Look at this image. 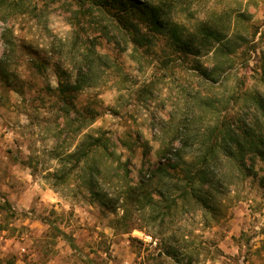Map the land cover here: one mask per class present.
Segmentation results:
<instances>
[{"label": "rangeland", "instance_id": "obj_1", "mask_svg": "<svg viewBox=\"0 0 264 264\" xmlns=\"http://www.w3.org/2000/svg\"><path fill=\"white\" fill-rule=\"evenodd\" d=\"M24 2L26 12L0 23V264H264V161L248 173L222 160L209 207L184 196L178 174L165 179L175 188L166 207L153 174L167 148H182L183 131L238 111L241 83L263 91L264 0H201L195 17H173L186 38L212 14L225 18L234 63L213 79L204 72L218 62L215 48L196 55L159 34L149 46L125 45L76 0ZM89 50L105 62L78 89ZM86 135L115 151L92 186L69 157Z\"/></svg>", "mask_w": 264, "mask_h": 264}, {"label": "trees", "instance_id": "obj_2", "mask_svg": "<svg viewBox=\"0 0 264 264\" xmlns=\"http://www.w3.org/2000/svg\"><path fill=\"white\" fill-rule=\"evenodd\" d=\"M24 1L0 0V23L7 22L10 15L26 12L27 5ZM76 1L82 12L81 15L92 17L97 30L106 35L110 41L116 42L122 37L125 45L143 47L151 45L152 38H155L156 34L164 35L170 46L190 53L194 52L196 55L215 48L213 56L218 62L212 69L204 72L209 79L227 73L233 67L234 59L229 53L233 51L234 41L227 39L228 25L223 15L212 14L211 20L200 22L196 33L188 38L184 36L182 26L174 21L175 15L195 17L192 11L193 5L201 0ZM3 36L4 39L6 38V44L11 46L5 33ZM95 53L89 50L84 54L83 62L86 65L79 67L76 88L90 86V82L94 80L96 66L105 62L103 57L95 56ZM260 69L262 92L248 89L245 82L241 83V87H237L238 111L226 121L204 131L188 128L181 134V149L173 147L166 149L165 156L169 157L168 163L160 164L153 173L161 174L165 185L167 183L165 179L178 174L179 181L183 184L180 188L184 196L190 195L200 206L209 207L212 194L220 191L222 181L225 180L222 168L225 164L222 160L229 165L237 163L243 172L248 173L254 170L255 158L264 161V60ZM110 144V140L105 136L86 135L77 151L69 155L75 160V166H86L90 175L86 178L88 186H92L93 174L101 175L103 171L101 162L112 159L115 154ZM186 149L189 157L185 155ZM170 155L174 159H170L172 158ZM168 182L170 185H166L164 191L160 192V200L167 201L166 207L171 208V204L175 201L169 195L175 191V188L171 183L172 180ZM261 183L264 184V175ZM131 191L130 195L138 194L136 191ZM103 197L102 195L101 199ZM145 198L150 201V205L155 206L152 197ZM6 264H15V262L7 261Z\"/></svg>", "mask_w": 264, "mask_h": 264}, {"label": "built area", "instance_id": "obj_3", "mask_svg": "<svg viewBox=\"0 0 264 264\" xmlns=\"http://www.w3.org/2000/svg\"><path fill=\"white\" fill-rule=\"evenodd\" d=\"M150 239V238H149Z\"/></svg>", "mask_w": 264, "mask_h": 264}]
</instances>
